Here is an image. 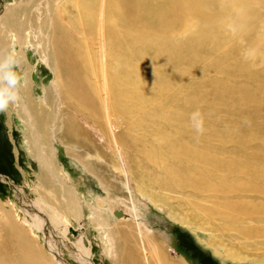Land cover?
Masks as SVG:
<instances>
[{"label": "rangeland", "instance_id": "1", "mask_svg": "<svg viewBox=\"0 0 264 264\" xmlns=\"http://www.w3.org/2000/svg\"><path fill=\"white\" fill-rule=\"evenodd\" d=\"M96 1L88 0V3L94 5ZM106 1L110 25L108 30H104L108 32L111 26L113 29V22L118 19L115 25L117 26L116 34H111L110 38L112 45L110 50L113 52L112 56L117 55V59L111 60V71H109L113 76H117L118 82L125 83L124 78L127 83L130 81L129 87L133 85V81L136 83L140 90L137 101L138 111L143 107L141 95L151 96L152 107L147 117L150 130L148 135L143 136L142 143H145V150L142 147L141 151L148 153V149L154 147L158 161L154 164L146 160L144 155L142 156L144 152H141L133 141L135 128H127V134H123V140L126 139V143L124 141L121 143L118 140L115 141V135L112 137L108 132V125H100L96 120L82 117L78 111V105L75 104L73 108L68 109L69 111L64 112L62 122L71 140L64 143L65 139L61 137L60 131L53 132L50 143L53 150L52 159L59 174L65 177V183L76 192V199L82 206L83 215L80 224L84 236H82L81 244L88 247L89 260L92 264H114L113 255L110 257L105 254V245L102 241V238L106 237L103 224L106 222L111 229L114 227L112 224L114 217L107 210L111 208L127 211L128 205H133L139 220L151 231L148 236L161 240L168 259L176 261L182 259L185 264H264V221L254 222V216H247L252 211L258 219L264 217V97L259 94L262 88L259 90L256 86L260 82L252 79L255 73L253 71H259L264 66V0H242L248 4L247 13H244L247 23L244 21L241 29L237 27L236 30L239 32L236 31V34H232L227 26L231 20H237L240 15L233 14L232 10H230V18L225 16L226 11H223L224 15L221 14L223 8H231V0H103L105 12ZM22 2L27 3V7L22 5V8L13 10L14 13H18L17 20L22 25L18 27L13 24L7 27L0 21V35L5 33L2 35L3 39L9 38L12 41L8 43L10 45L7 54L13 56L16 61L11 70L17 75V88L25 87L26 80L30 81L29 91L34 103L35 100L39 103L44 100V105H48L46 104L48 101L52 107L58 104L59 93L53 87L56 84L61 87L60 80L64 84V82L72 83L75 79L74 76L66 77L64 71V58L66 57L68 61L67 45H74L72 41L68 43L71 39L87 43L91 53L88 67L98 82L101 69L95 63L100 62V57L96 58L100 52L96 50L98 49L96 34L92 33V26H89L92 21L87 15L96 13V10L91 11L90 8L85 9L86 7L82 9L86 0H79L77 7L73 6V1L68 3L65 0H49L48 8L50 15L52 14L51 19L53 16V26H46L51 28V37L37 45L29 32L37 31L33 18L35 14H39V17L45 15V0H0V9L2 11L4 8L19 5ZM36 4L39 11L36 10ZM189 10H194L195 16L192 15L193 11ZM74 12L79 13L82 23L85 18L86 24L83 23L85 26L75 23L78 25L75 27L65 20L66 14H70L71 17ZM219 13L223 15V19L218 16ZM187 17H192L189 24ZM226 18L227 21L231 19L230 22L227 23ZM163 19L167 20V24L161 22ZM119 22L122 23L121 26H118ZM194 24L200 29L196 27L197 31L199 30L197 35L210 33L214 47L208 49L209 52L206 53L202 62L189 65L192 71L187 73L189 67L181 62V55L187 43H184V39L195 33ZM21 28L25 36L23 35L19 45L13 36ZM80 41L75 43L76 49L70 52L72 58L73 55L87 51L86 45ZM59 43H61L60 48L65 46L67 50L65 53V49L62 48L60 52L64 49L67 55L59 52L58 59ZM251 48L258 52L245 59L243 55L245 50H251ZM132 50L135 52L136 59L133 55L132 58L129 57ZM77 51L80 53L75 54ZM48 56L50 59L51 56L56 59V61L51 59L49 66L42 60L43 57ZM121 57L129 61L134 59L133 69L129 64L132 71L129 67H126L129 69L127 71L122 66L124 63L121 62ZM74 58L78 61V56ZM128 63L125 64L128 65ZM77 64L76 62L74 66ZM229 64L241 65L243 72L239 73L231 68L224 69ZM215 65L217 67H214ZM74 66L72 70L77 69ZM54 71L58 72L59 82L55 79ZM132 78L135 79L132 81ZM244 79L249 80L244 81ZM87 84L92 90L89 95L94 96L93 93L99 86L96 85L93 89L94 84ZM216 84H219L221 89H216ZM129 87L126 86L128 90L131 89ZM240 91L248 99L247 106L250 110L246 109L240 113L233 112L232 109L230 111L227 104L236 97L235 94H240ZM256 95L259 96L256 97ZM237 98L236 102L232 101L231 104L234 110L239 108V95ZM222 99L225 100L221 101ZM184 101L190 102L188 104L192 111H186L184 118L180 120L182 133L179 139L181 143L187 142L190 147L182 151L187 149L190 151L180 156L164 146L173 141L174 135H163L159 130L171 109V111L185 109ZM17 106L18 100L13 105L10 102L4 110L0 111V174L20 184L22 189H25L28 200L32 201L44 194L48 200L47 203L62 213L59 206L55 205L58 204V200L49 198L53 196L52 192L42 189L40 181L36 180L39 172L38 163L29 152V144L26 141L28 129L24 125ZM61 108L66 110L63 105ZM193 113H198V116L193 117ZM129 114L128 112L120 114L124 116L121 118L124 119V123H127L126 120L131 116ZM252 114L256 116L253 117ZM197 124L200 126L199 131ZM126 125L128 126V123ZM243 131L246 132L241 134ZM74 132L78 133L77 138L82 139V141L80 139L81 144L83 142L88 144V148L84 151L72 144ZM84 132L85 134H82ZM190 132L191 134L188 135ZM77 143L80 144L78 141ZM248 156L249 160L246 159ZM182 159L194 165L191 169L197 170L195 176L201 175V180L182 179L180 180L183 181L182 183L170 181L163 185V189H159L154 184L151 185V182L164 179L169 171L162 166V162L170 166L180 163ZM185 174L193 175L192 171ZM142 185L143 193L152 191L151 196L155 193L158 198L163 197L164 194L167 196L168 203L162 205L160 201L152 202L145 193L140 195L137 192V186L142 187ZM155 188L156 191H154ZM193 192L198 196H195ZM43 201L46 202V200ZM224 202H228L229 206L225 207ZM215 205L217 208H214ZM222 208L224 210L221 211L225 212L220 213L219 217H214L212 209L219 211ZM36 209L31 204L21 205L10 184L0 179V244H3L0 245V251H2L0 259L3 254L2 249L8 247V242L10 245L13 244L10 248L12 257L8 259L7 256L3 264H9L11 261L15 263L16 260L18 263L25 258L24 248H13L11 234L15 226H18L25 234L28 232L26 235L31 237L32 246L39 248L41 255L39 259L43 260L41 262L48 260L50 252L47 250V237L50 236L55 242L56 249L66 261L70 264H80L75 259V255L79 253L77 252L79 247L75 245L77 238L66 231L65 237L68 243L66 246L60 239L59 224L52 225L58 228L54 229L58 231L53 230L51 233L53 228L50 225L53 223L50 224L44 212L38 213L44 220L46 226L44 230L35 229L24 221V218L28 219V217L23 211L37 213ZM235 209L241 215L232 219L231 215H235ZM256 210L261 213L256 214ZM115 218L118 217L115 216ZM102 219L105 221L102 222ZM67 220L70 227L75 229L78 226V222L71 215H67ZM100 224L104 228L100 227ZM16 232L17 230L15 234ZM51 234H54V237ZM16 251L18 253L21 251L20 255ZM131 257L142 261L139 250L135 251ZM52 263L55 264V261Z\"/></svg>", "mask_w": 264, "mask_h": 264}, {"label": "bare ground", "instance_id": "2", "mask_svg": "<svg viewBox=\"0 0 264 264\" xmlns=\"http://www.w3.org/2000/svg\"><path fill=\"white\" fill-rule=\"evenodd\" d=\"M65 1L66 2L73 1L74 7H77V5H79V0H65ZM38 4H36V6H35L36 10L39 9L37 7ZM21 6L27 7V3L24 4V2H22L19 5L15 4V6L4 8L2 11L0 9L1 24L3 25V23H4V25H6L7 27L11 26L13 24L17 25L18 27H19V25H22V24H20V22H18L19 20H17L18 13L13 12V10L19 9ZM49 6H50L49 0H45V4H44L45 15L44 16L42 15L43 17H41V16L39 17V14H35L34 18H33L36 22L35 23L36 28H38V29H37V31L31 30L29 33L33 35V38L35 39V44H37V45L39 42L41 43L42 41H47L51 37L50 33L52 31H51V28L49 29V27L53 26V21H52L53 16L51 19L52 14L50 15L49 8H48ZM79 7H78V10H80ZM84 7H86L85 9L90 8L91 11L96 10V13H93V14L92 13L91 14L86 13L88 16H90L89 18L86 15H85V17H87L88 19H91L92 23L91 24L89 23L90 25L89 24L88 25L90 27L92 26V28H93V29L91 28L92 33L96 34V42H97V47H98V49H96V50H98V53L100 52V55L96 58L100 57V62L97 61L95 64H97L98 68L101 69L100 80L98 82L96 81L94 75L92 74V72L90 71V69L88 67L89 58L91 56V53L88 49L87 43L80 41V40H77V39H71L70 41H68V43L69 42L71 43V41H72V43L74 45H71V44H70L71 46L67 45L68 55L65 54V53H67L65 46L62 47L65 49V53H64V49H63V51L60 52V49H62V48H60L61 47L60 45L62 42L59 43V45L57 47L58 59L60 57L59 52L61 54L64 53L65 56L66 55L68 56L67 57L68 61L66 60V57L64 56L65 57L64 59L67 61L66 62L64 60V64H65L64 71H65L66 77L70 78V77L74 76V78H75L72 83L71 82H67V83L64 82V84H63V82L59 79L58 72L54 71V73L56 72V77H55L56 81L59 82V80H60V83H61V87L59 85H57L56 83H55L56 85L53 87L59 93V99H58L59 101L56 99L58 101V104H55V106L52 107L51 105H49V101H48V103L45 102L48 105H44V100H41L40 103L35 100V103H34L33 97L29 91V88H30L29 82L30 81L27 82V80H26V85L24 83L25 87H20L18 85L19 89L16 88L17 98L15 100L11 101V103L13 105L16 103V100H18L17 108L19 109V111L22 115L25 127L28 129V132L26 133L27 134L26 141L29 144L28 145L29 146V152L35 158V160L38 163V167H39V172H38V176H37L38 179H36V180L40 181L42 189H45L48 192L49 191L52 192L53 196L50 195L51 197H49V198H50V200H51V198L58 200V202H57L58 204H55V205H57V207L59 206L62 213L59 211V209H55L52 205L47 203L48 200L46 199L44 194L41 197H36L32 201L28 200L26 197L27 195H25V192H24L25 189L23 190L22 186H20V184L18 185L16 183H14L11 178H9L5 175L3 176L2 174H0V179L10 184L12 191L16 195V197H17L18 201L21 203V205L31 204L32 206H35V208H37L36 209L37 213H30V212H27L25 210L23 211L25 213L26 217H28V219L24 218V221L27 222V224L29 226L34 227L35 229H40V230L43 229L44 230L46 228V226L44 225V220L41 217L42 215L41 216L38 215V213L44 212L46 214V216L48 217V218L47 217H45V218H47V220H49L50 224H51V222L53 223L50 226L55 225L54 223L59 224L58 228L61 232V238L60 239L66 246L68 244L67 238L65 237L66 231H68V233H70L71 235H73L77 238L75 245H77V248L79 247L78 248L79 251H77L79 253L75 255V259L80 264H92L91 261L89 260V249H88V247L86 245L84 246L83 244H81L82 236H84L83 232H82L81 224H80V219H81V216L83 215L82 206L80 205V203H78V201L76 199L77 198L76 197L77 194H75L76 192L74 191V189L70 185L65 183V177H63L62 175L59 174V172L56 168V165L52 159V151L53 150L51 149L50 143H51V138L53 136V132H56V131L59 132L60 131L61 137L63 139H65L64 143H68L69 140H71L70 134L66 131V126L62 122V116H63L65 111H69L68 109L73 108V106L76 104L79 106L78 111L81 113L82 117H84L85 119L89 118L92 120H96L99 122L100 125L101 124L108 125L107 130L112 135V137H114L113 135H115V137H114L115 141L118 140L121 143H122V141L125 142L126 139L123 140V134L124 133L127 134V131H126L127 128L128 129H134L135 128L136 133L133 136V141L137 145V147L140 151L142 150L141 149L142 147L145 150V143L143 144L142 142H144V137L149 134L150 122L147 120V117H148V112H151L152 106H151V96L146 95V94H142L141 95L142 104H143V107H147V109H143V107H142L138 111L137 101H138V97L140 94V90L138 89L136 83L133 81L135 78H132L133 85L129 87L130 81L128 82L129 83L128 84L126 81V78H124L123 80H125L124 81L125 83H123V81H121L122 83L118 82L117 76H113L112 73L110 72L111 71L110 70L111 60L117 59L116 54L114 56H112L113 52H111V50H110L112 47L110 38H111V34H116L115 31H116L117 26H115V25L118 23V19L114 20L113 29L111 26V28L108 32L104 30V29L108 30L109 29L108 25H110V23H109L110 15H109V12L107 11L108 10L107 1H106V12L103 10V0H97L94 5H93V3L89 4L88 0H86V3L82 7V9H84ZM230 7L231 8L227 7V8H223V10H221L222 12L226 11L225 12L226 17L227 16H229V18L231 17L230 16V10L234 11V12H232L233 14L236 13V15H240V16L238 17L237 20H234V19L231 20L230 19L231 22H230V20L227 21L228 20L227 18L225 20L227 21V23L230 22V24H232L235 28L238 27L241 29L242 25H244L243 22L246 20L245 14L247 13L246 9H248L247 8L248 4L242 2V0H231ZM76 10H77V8H76ZM189 11H193L192 15L195 16L194 10H189ZM197 11H198V8L196 9V13H197ZM82 12H84V11H82ZM7 13H9V14H7ZM221 14L224 15V12ZM83 15L84 14H82V17L84 18ZM223 15H220V13L218 14V16H221L222 19H223ZM31 16H33V15L31 14ZM225 16H224V18H225ZM69 17H70V14H66L65 20H67L69 24H71L75 27L77 24L82 25L83 23H85L84 22L85 18L84 19L82 18L83 19V23H82V21L79 18L80 15L77 12H74L72 14V16L70 18ZM2 18H3V20H2ZM190 18H192V17L186 18L188 24L190 23L189 22ZM247 18H248V16H247ZM212 20H214V19H212ZM120 22H119L120 25H118V26H121L122 23H120ZM161 22L164 24H167V20H165V19H163ZM75 23H77V24L75 25ZM246 23H245V26L247 25ZM85 24H83V25L85 26ZM46 25H48L49 27ZM200 25H201V23H200ZM205 26L206 25H204V27ZM160 27H162V26H160ZM194 27H195V33H193L192 36L186 37L184 39V43L185 42H187V43L183 47V51H182V55H181V62L185 63L186 64L185 66H188V67H189V65L199 63L200 61L202 62L203 59L205 58V55H207L206 53L209 52L208 49L210 47H214L213 37L210 35V33L205 32V34L200 33L197 35V32L200 30L199 26L194 24ZM196 27H198V29H199L198 31H197ZM201 27L203 28L202 25H201ZM86 28H87V26H86ZM86 28H84V29H86ZM162 28H164V27H162ZM22 31H23V28L18 30L16 32L17 34H15L13 36V37H15V41H17L19 45H20L21 40H22L23 35H24L22 33ZM237 32H239V31H237ZM4 34L5 33H2V35H4ZM2 35H0V58H2L4 55L7 54V50L9 49L8 46L10 45L8 43L12 42L9 38L3 39ZM57 41L58 40H56V42ZM79 41L86 45L87 51H83L82 53H80V52H78L79 50L77 49L78 51L75 52V54L76 53H80V54H78V55L72 54L73 55V58H72V56L70 55V52L73 49L74 50L76 49V48H74L75 43L79 42ZM49 42H47V43H49ZM68 43H66V44H68ZM50 44L52 45L51 42H50ZM62 45H64V44H62ZM80 45H78V46H80ZM81 48H83V47H81ZM210 49H212V48H210ZM256 49H258V48L256 47ZM256 49L254 50V48H251L254 55H256V53L258 52ZM133 52L134 51L132 50V52L129 54V57L132 58V55H133L134 59H136L135 58V52L134 53ZM72 53H74V52H72ZM75 56H78V61L75 60V58H74ZM209 57H211V56H209ZM121 58H122L121 62L124 63L122 66H124L125 69H127L126 67H129V64H130V67L133 69V67H134L133 60L134 59L132 61H129V60H125V57H121ZM51 59L56 61V59L53 56H51ZM51 59L49 58V56L42 58L43 61L47 62L48 66H49ZM128 61H129V63H128ZM76 62L78 64H77V66H74L76 64ZM126 62L128 63V65L125 64ZM208 63L210 65L209 61H208ZM73 66L77 67V69L75 68L72 70ZM130 67H129V69H131ZM214 67H217V65H215ZM229 68H231L234 71H238L239 73L243 72V67L239 64H235V65L229 64L224 69H229ZM125 69H124V71H125ZM129 69H127V71H129ZM132 69H131V71H132ZM58 70L60 71L59 67H58ZM191 71H192V68L189 67L187 70V73H190ZM250 71H253V70H250ZM253 72H255V73H254V77H252V79H254V81L258 80L260 82V84H256V86L258 87L259 90L262 88V90L260 91L259 94L261 95V97L262 96L264 97V94H263V90H264V84H263L264 83V75H263L264 74V66H263V68H260L259 71H253ZM126 73H125V75H126ZM80 75H82V77H80ZM132 76H133V74H132ZM87 77H88V79H87ZM26 79H28V77H26ZM246 80H249V79H244V81H246ZM87 83L94 84L95 86L93 87V89H95L96 85L99 86L98 89H95V91L93 93L94 96L89 95L92 90H90V85ZM126 84H128V85H126ZM126 86H128L131 89L128 90L126 88ZM218 88L221 89V86L219 84H216V89H218ZM222 90H223V86H222ZM235 95H236V97L231 99L229 101V103L227 104L230 111L232 109L233 112L240 113L241 111H246V109H249V107L247 106L248 99L242 95V91H240V94L238 93ZM238 95H239V100H240L239 101L240 103L238 102L239 108L237 110H234L232 108L231 104H232V101L236 102V98ZM258 96L256 95V97H258ZM252 99H250V100H252ZM255 99H258V98H255ZM224 100L225 99H222L221 101H224ZM184 103H186L184 106L185 109L174 110V111H171L172 109L170 110V114L168 116H166V121H164V125L159 130L163 135H174L173 141H171L170 143H168L164 146L173 150L177 155H180V156H184L190 151V149L182 151L184 148H190V147H189L187 142L181 143V140L179 139V136L182 133V129L180 126V120L184 118L186 111H192V109L190 108V105L188 104L190 102L184 101ZM62 105L65 106L66 110L61 108ZM256 110H258V109H256ZM122 112H123V114L126 112H128V114H129V112H130L129 115H131V116L128 117V120H126L127 118L125 119L128 123V126L126 125L127 123H124V119H121L122 117L124 118V116H122V115L120 116V114H122ZM255 116L253 115V117H255ZM257 117H259V116H257ZM263 118L260 117V119H263ZM147 123H148V126H146ZM192 132L194 133V130H192ZM244 132H246V131L241 132V134H243ZM77 134H78L77 132H74V139H73L72 144L74 146L82 148L84 151L85 149L88 148V144H85L84 142L81 144V142H80L81 138L78 137L79 138L78 139ZM82 134H85V132ZM190 134H191V132L188 135H190ZM57 137H58V134H57ZM77 141L82 146H80V144H78ZM81 141H82V139H81ZM204 146H205V144H204ZM141 152H144V154H142ZM141 152L140 153L142 154V156L144 155V158L146 160L151 161L154 164H157L158 156L155 153L154 147L152 149H148V153L146 151H141ZM159 157H161V156H159ZM246 159L249 160V156L246 157ZM162 166L169 170L166 174V177L164 179L151 182V185L154 184L156 187H159V189H163V185L168 184L170 181L175 182V183L176 182L178 183L182 179L196 181V180H201V177H202L201 175L195 176V175H197V170H192L191 167L194 165L189 163L185 159L184 160L182 159L180 161V163L170 165L174 168L170 167L169 165L165 164L164 162H162ZM191 171H192L193 175H186L185 174V173L191 172ZM224 172H225V170H224ZM206 175L209 176L211 174H206ZM219 178H221V177H219ZM220 181H222V180H220ZM182 182L183 181H180V183H182ZM212 184H213V182H212ZM170 186H171V184H170ZM208 189H209V187H208ZM154 191H156V188ZM137 192H139L140 195H144V193H145V196H148V198L152 202L160 201V203L162 205L166 204V202H167V200H166L167 196L164 194L162 195L163 197L158 198V197H156L155 193L153 194V196H151L152 191L151 192L145 191L143 193V185H142V187L137 186ZM172 192H174V191H172ZM46 193L47 192L45 191V194ZM175 193H177V191ZM201 194H203V193H201ZM184 195H187V194H184ZM194 195H195V193H194ZM195 196H198V195H195ZM43 200H46V202ZM224 205H225V207L229 206L228 202H224ZM100 206H98V207H100ZM221 206H223V205H221ZM109 207H110V204H109ZM214 208H217L216 205L214 206ZM221 210H224V208L220 209L219 211H215L214 209H212V212L214 211V217H219L220 213L225 212V211H221ZM107 211H109L112 214V216L114 217V219H113L114 221H112V224H114L113 225L114 227L111 229L109 227L108 223L105 222V224H103V226H105V230H104L105 232L104 233H106L105 234L106 237H103L104 239L102 238V241L105 245V247H104L105 254L109 255L110 257H111V255H113L112 258L114 259V264H142V262H143V264H181V263L185 264V262L182 259H180V261H178V260L176 261V260L168 259L166 257V254L164 253V250H163V245L161 243V240L155 239L154 237L150 238L148 236L151 231L148 227H145L144 224H142V222L139 220L138 214H137L136 210L134 209L133 205H128L127 211H124V209H123L122 211H123L124 215H122L120 218L119 217L115 218V216L113 215V210L111 208ZM256 212H257L256 214L261 213V212H259V210H256ZM208 214H210V213H208ZM216 214H218V216H216ZM67 215H71L78 222V226L75 229L73 228V230L71 229L72 227L69 226V222H67V221H69V220H67ZM240 215H241V213H239L238 210H236L235 215L234 216L231 215V217H232V219H235V218H238ZM247 216H254L253 217L254 222H257V221L263 222L264 221V217L258 219L252 211L250 213H248ZM28 220H30V222ZM104 221L105 220L102 219V222H104ZM98 224H99V222H98ZM101 226L102 225L100 224V227ZM103 226H102V228H104ZM51 228H53L52 232H51V233H53V230L56 227L54 228L52 226ZM58 228H56V229H58ZM14 229L17 230V232L19 231L21 233L16 232V234H15ZM14 229L12 230V234H11L12 235V241L14 243L13 248H15V247H18L16 249H23L24 248L23 251L27 257L23 254L25 258L22 255V257L24 259H21V262L17 263L18 260H16L15 263H11V262H13V261H11V262H9V264H54V263H52V261L53 262L55 261V264H70L68 261H66L62 257L60 252L56 249V246L54 244L55 242L53 240H51L50 236L47 237V250H48V252H50L48 260L47 261L45 260V262H41L43 260L39 259V256H41L39 248L32 246L31 237L26 235V234H28V232H26V234L23 233L22 230L20 228H18V226H15ZM55 231H58V230H54V232ZM47 234H49V233H47ZM58 236H56V238ZM62 242H60V243H62ZM0 245H3V244H0ZM4 245H5V242H4ZM7 245H8V247L3 246L4 248L2 249L3 254H2L1 259H0V264H3V260H6L7 256H8V259L10 257H12V252H10L11 251L10 248L13 244L10 245V243L8 242ZM138 250L141 252L142 261H138V260L133 259L131 257V255L135 251H138ZM0 252H2V251H0ZM16 253H18V251H16ZM234 253H235V251H234ZM235 254H234V256H235ZM13 260H15V259H13Z\"/></svg>", "mask_w": 264, "mask_h": 264}, {"label": "clouds", "instance_id": "3", "mask_svg": "<svg viewBox=\"0 0 264 264\" xmlns=\"http://www.w3.org/2000/svg\"><path fill=\"white\" fill-rule=\"evenodd\" d=\"M229 31L233 34L236 32V28L229 24ZM244 58L248 59L254 55L252 50H245ZM15 58L11 55H4L0 58V111L4 110L11 101L17 98V75L13 72L12 65L15 63ZM198 116V113H193V117ZM197 130H200L199 124H197Z\"/></svg>", "mask_w": 264, "mask_h": 264}, {"label": "water", "instance_id": "4", "mask_svg": "<svg viewBox=\"0 0 264 264\" xmlns=\"http://www.w3.org/2000/svg\"><path fill=\"white\" fill-rule=\"evenodd\" d=\"M113 215L116 216V217H120V216L124 215V213L120 209H114L113 210ZM71 229L73 230V228H71Z\"/></svg>", "mask_w": 264, "mask_h": 264}]
</instances>
